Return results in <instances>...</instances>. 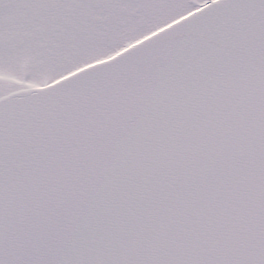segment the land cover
<instances>
[{"label":"snow or ice","instance_id":"snow-or-ice-1","mask_svg":"<svg viewBox=\"0 0 264 264\" xmlns=\"http://www.w3.org/2000/svg\"><path fill=\"white\" fill-rule=\"evenodd\" d=\"M0 264H264V0H0Z\"/></svg>","mask_w":264,"mask_h":264}]
</instances>
